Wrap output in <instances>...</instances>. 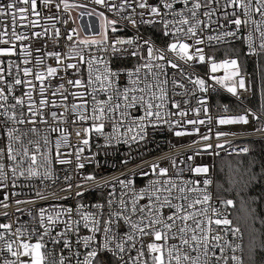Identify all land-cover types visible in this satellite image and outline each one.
I'll use <instances>...</instances> for the list:
<instances>
[{
  "label": "built area",
  "instance_id": "2783aa9c",
  "mask_svg": "<svg viewBox=\"0 0 264 264\" xmlns=\"http://www.w3.org/2000/svg\"><path fill=\"white\" fill-rule=\"evenodd\" d=\"M262 53L264 0H0V264H245L215 174Z\"/></svg>",
  "mask_w": 264,
  "mask_h": 264
},
{
  "label": "trees",
  "instance_id": "16d2710c",
  "mask_svg": "<svg viewBox=\"0 0 264 264\" xmlns=\"http://www.w3.org/2000/svg\"><path fill=\"white\" fill-rule=\"evenodd\" d=\"M250 66L254 75L250 103L264 116V53ZM215 192L232 202L234 222L245 237V264H264V139L250 142L248 154L218 158Z\"/></svg>",
  "mask_w": 264,
  "mask_h": 264
},
{
  "label": "rangeland",
  "instance_id": "374dc122",
  "mask_svg": "<svg viewBox=\"0 0 264 264\" xmlns=\"http://www.w3.org/2000/svg\"><path fill=\"white\" fill-rule=\"evenodd\" d=\"M72 12L83 40L100 41L106 38L107 21L104 14L83 5H76ZM32 264H43L41 253L35 254V260Z\"/></svg>",
  "mask_w": 264,
  "mask_h": 264
}]
</instances>
